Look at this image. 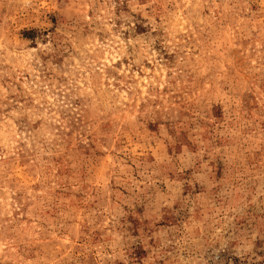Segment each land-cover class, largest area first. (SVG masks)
<instances>
[{"label":"rangeland","instance_id":"obj_1","mask_svg":"<svg viewBox=\"0 0 264 264\" xmlns=\"http://www.w3.org/2000/svg\"><path fill=\"white\" fill-rule=\"evenodd\" d=\"M0 264H264V0H0Z\"/></svg>","mask_w":264,"mask_h":264}]
</instances>
